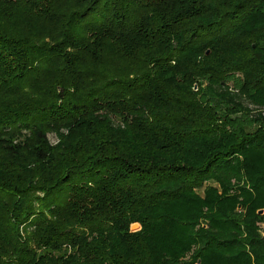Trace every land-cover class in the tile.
Listing matches in <instances>:
<instances>
[{
	"label": "trees",
	"instance_id": "1",
	"mask_svg": "<svg viewBox=\"0 0 264 264\" xmlns=\"http://www.w3.org/2000/svg\"><path fill=\"white\" fill-rule=\"evenodd\" d=\"M249 104L264 0H0V264H264Z\"/></svg>",
	"mask_w": 264,
	"mask_h": 264
},
{
	"label": "rangeland",
	"instance_id": "2",
	"mask_svg": "<svg viewBox=\"0 0 264 264\" xmlns=\"http://www.w3.org/2000/svg\"><path fill=\"white\" fill-rule=\"evenodd\" d=\"M230 86H231V84H230ZM197 89L198 88L195 87V90H197ZM248 106H249L250 109H253L256 113L258 112V113H263L264 114V107L260 108V107L254 106L252 104H249ZM49 139H50L51 143H56L57 142V138L54 135H49ZM259 214H264V210L259 211ZM261 228L264 229V223L261 224ZM133 231H135V230H133Z\"/></svg>",
	"mask_w": 264,
	"mask_h": 264
}]
</instances>
